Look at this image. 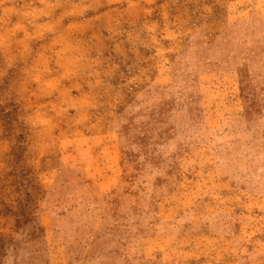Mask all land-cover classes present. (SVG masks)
Wrapping results in <instances>:
<instances>
[{"label": "rangeland", "instance_id": "rangeland-1", "mask_svg": "<svg viewBox=\"0 0 264 264\" xmlns=\"http://www.w3.org/2000/svg\"><path fill=\"white\" fill-rule=\"evenodd\" d=\"M0 264H264V0H0Z\"/></svg>", "mask_w": 264, "mask_h": 264}]
</instances>
